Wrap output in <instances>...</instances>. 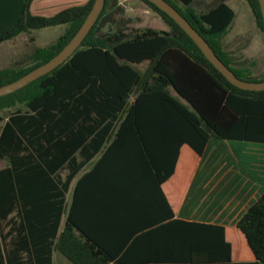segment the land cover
<instances>
[{
    "label": "trees",
    "instance_id": "1",
    "mask_svg": "<svg viewBox=\"0 0 264 264\" xmlns=\"http://www.w3.org/2000/svg\"><path fill=\"white\" fill-rule=\"evenodd\" d=\"M34 1L25 0L22 17L0 33V45L46 28L65 26V33L35 49L27 63L0 70V87L56 57L96 0L51 17L33 16ZM142 1L170 31L104 36L99 25L118 6V0H106L65 64L0 97V112L10 111L0 130V161L6 162L0 169V264H54L55 251L73 264H264V193L233 228L174 218L210 140L264 144V91L232 85L170 16ZM166 1L240 79L264 81L233 67L224 48L222 38L236 16L227 0L207 12L193 8L194 0ZM246 1L264 34L259 0ZM178 161L184 180L170 201L162 185ZM151 169L152 185L145 189L152 193V202H145L151 218L145 220L136 176L148 179ZM110 195L107 205L103 197ZM145 231L151 233L139 235ZM143 239L157 241V253L146 241L136 249L135 241Z\"/></svg>",
    "mask_w": 264,
    "mask_h": 264
},
{
    "label": "crops",
    "instance_id": "2",
    "mask_svg": "<svg viewBox=\"0 0 264 264\" xmlns=\"http://www.w3.org/2000/svg\"><path fill=\"white\" fill-rule=\"evenodd\" d=\"M88 1L89 0H35L31 4L30 12L33 16L51 17L64 9L84 5ZM226 3L228 4V0ZM24 5L25 0H0V33L13 26L22 17ZM24 35L25 34L14 39L15 41L12 40L14 42L13 44L15 45ZM214 140L216 139H212L208 143L196 172L189 183L179 212L174 218L183 221L233 228L236 227L238 221L250 206L264 193V161L260 165L253 162L248 163L245 166L246 168L244 167L246 173H242L239 170L241 168H239L237 164H233L231 157L227 155V153L215 155L216 150L212 153L214 147L210 150L211 153H209L211 144L215 142ZM215 144H220L219 146H221L223 143ZM100 158L99 156L87 165L88 172L96 167ZM262 159L264 160V158ZM182 166L183 163L178 161L173 175L162 185L164 195L170 201L172 197L176 198V195L181 193L182 180H184V176L180 173L181 170H184ZM4 167L5 166L0 169ZM151 170V174L149 173L151 176L148 179L146 175L141 172H138L136 176L142 183V187L139 188L141 197L140 199L138 198L137 201L141 202V209L143 210L140 211V217L145 220L151 218V209L148 207L147 203H145L149 201L152 202V193H145V189L147 191L149 187L151 188L152 182H150V179L151 177L153 179L155 174L153 169ZM79 178L80 176L71 184L70 193L68 194L69 203L73 200ZM102 181L105 182V178L102 179ZM128 186V188L132 187L131 185ZM106 190L105 188L102 189L103 192ZM103 198L107 205L108 203L111 204V195ZM102 209H104V206H102ZM137 219L140 218L137 217ZM133 224L137 225L136 221ZM151 231H145L139 235H146L148 232L151 233ZM145 241L144 239L135 241L136 249L146 247L147 242L150 244L151 248H153L152 251L157 253L159 243L153 239ZM64 258L65 257L58 251L53 253L54 264H58V260L62 264H73L67 258Z\"/></svg>",
    "mask_w": 264,
    "mask_h": 264
},
{
    "label": "rangeland",
    "instance_id": "3",
    "mask_svg": "<svg viewBox=\"0 0 264 264\" xmlns=\"http://www.w3.org/2000/svg\"><path fill=\"white\" fill-rule=\"evenodd\" d=\"M218 3L219 0H194L192 6L198 12H207ZM228 4L236 16L228 33L222 38L224 48L232 58L233 67L248 69L253 78H262L264 77V34L257 27L252 10L246 0H228ZM181 7L183 6L181 5ZM146 29L170 31L162 18L142 0H118V6L112 9L110 15L100 23L98 31L105 36L122 30L132 37ZM65 30V26L46 28L25 34L15 45L13 44L15 40L1 44L0 70L14 66L21 60L20 63H27L35 49L57 43ZM32 38H34L33 41ZM140 69H145V66ZM9 112V110L0 112V130L6 122ZM214 141L209 153L213 147L212 153L216 150L215 155L227 153L233 164H237L241 168L239 170L242 173H246L244 167L248 163L253 162L260 165L264 161L262 159L264 158V144L227 140ZM215 143L223 144L219 146L220 144ZM5 165L6 162L0 161V168ZM58 264L62 263L58 260Z\"/></svg>",
    "mask_w": 264,
    "mask_h": 264
},
{
    "label": "water",
    "instance_id": "4",
    "mask_svg": "<svg viewBox=\"0 0 264 264\" xmlns=\"http://www.w3.org/2000/svg\"><path fill=\"white\" fill-rule=\"evenodd\" d=\"M170 16L196 43L211 64L223 74V76L234 86L245 91H264V81L255 82L240 79L220 58L216 55L213 48L206 39L189 23V21L166 0H147ZM262 16L264 20V0H259ZM106 0H96L95 4L82 25L81 29L69 44L52 60L36 68L21 79L0 87V97L15 93L28 86L32 82L52 73L54 70L65 64L78 49L82 47L84 40L90 34L98 22L104 8Z\"/></svg>",
    "mask_w": 264,
    "mask_h": 264
}]
</instances>
